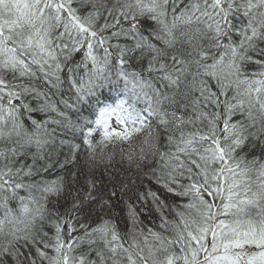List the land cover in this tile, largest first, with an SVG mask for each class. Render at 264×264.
<instances>
[{
    "label": "snow or ice",
    "instance_id": "obj_1",
    "mask_svg": "<svg viewBox=\"0 0 264 264\" xmlns=\"http://www.w3.org/2000/svg\"><path fill=\"white\" fill-rule=\"evenodd\" d=\"M0 264H264V0H0Z\"/></svg>",
    "mask_w": 264,
    "mask_h": 264
},
{
    "label": "trees",
    "instance_id": "obj_2",
    "mask_svg": "<svg viewBox=\"0 0 264 264\" xmlns=\"http://www.w3.org/2000/svg\"><path fill=\"white\" fill-rule=\"evenodd\" d=\"M187 2L188 0H176L177 15L185 7ZM170 17L171 12L169 13V18ZM154 26V22L147 18L143 20V23L141 25L145 35H148ZM75 59L76 61H79L81 57L77 55ZM132 67H137V65L133 63ZM253 70V68H249V71ZM114 72L115 69H113V81L106 83L101 87H98L93 95H91L87 98V100L81 103L79 112L76 115H78L82 120L86 119L87 121H94L98 117L100 111L105 106L110 104L117 106L121 101H126L129 105H134L138 109H142L144 107L142 101L136 99L135 94L131 89V86L123 80L116 79ZM65 88H67V85H65ZM62 95L65 99H69L70 103H73L75 100V97L71 92L64 91ZM32 116L34 119L38 120H43L47 118L42 113H33ZM26 123H30V121L26 120ZM138 145H141L140 141H137L132 147L138 148ZM127 152L128 149L126 148L125 153ZM251 154L252 153H249V156ZM254 154L259 155L260 153L258 150H256ZM117 155H119V153ZM54 177L55 173H53L52 178ZM97 180H104L105 183L107 182V178L102 176L99 172L97 173ZM137 187L140 192H146L148 190L155 192L160 197V199L165 201L166 203L172 204L180 202V198H177L173 194L168 193L166 189H164L161 184L156 183L155 179L152 178L150 175L141 176L137 181ZM60 204V211L63 212L64 207H66L67 205H65V202L63 200L60 202ZM12 206L16 207V202H12ZM137 207L138 211L140 212V219L144 222L146 226L154 227L156 224L159 223V214L153 206L151 197L147 198V203H138ZM116 210L119 213V219L117 222L119 223L122 231L126 230L128 224L126 220V211L123 209V204H118ZM45 230L49 231L51 234V229L46 228Z\"/></svg>",
    "mask_w": 264,
    "mask_h": 264
},
{
    "label": "clouds",
    "instance_id": "obj_3",
    "mask_svg": "<svg viewBox=\"0 0 264 264\" xmlns=\"http://www.w3.org/2000/svg\"><path fill=\"white\" fill-rule=\"evenodd\" d=\"M150 144H157V142L155 140L150 141ZM141 145H138V147H140ZM158 147V144H157ZM145 150H146V155L151 156L152 153H154L156 151L155 148L149 147V146H145Z\"/></svg>",
    "mask_w": 264,
    "mask_h": 264
},
{
    "label": "rangeland",
    "instance_id": "obj_4",
    "mask_svg": "<svg viewBox=\"0 0 264 264\" xmlns=\"http://www.w3.org/2000/svg\"><path fill=\"white\" fill-rule=\"evenodd\" d=\"M115 107H116L115 105L110 104V105L105 106L102 110L111 109V108H115ZM113 123L115 124V121H113Z\"/></svg>",
    "mask_w": 264,
    "mask_h": 264
}]
</instances>
